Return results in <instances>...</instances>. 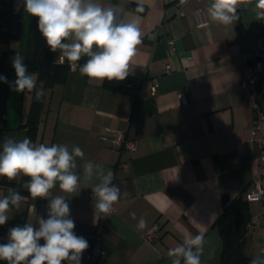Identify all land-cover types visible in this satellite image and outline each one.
<instances>
[{
    "label": "crops",
    "instance_id": "crops-1",
    "mask_svg": "<svg viewBox=\"0 0 264 264\" xmlns=\"http://www.w3.org/2000/svg\"><path fill=\"white\" fill-rule=\"evenodd\" d=\"M12 1L16 10L23 4ZM101 2L123 9L129 17H140L143 41L129 75L139 82L138 90L114 89L115 81L89 80L69 69L65 81L46 93L45 113L33 139L36 144H64L69 150L79 146L84 152L83 159L77 158L80 189L72 194L58 186L52 190V196L69 199L74 232L104 250L95 260L82 255L81 264H171L168 250L198 234L204 237L202 264H217L221 236L216 221L225 199L239 195L245 199L258 166H264L258 163L260 149L251 130L255 101L264 109V65L258 98L240 85L253 59L259 27L255 0H240L239 19L227 27L207 17L209 0ZM138 3L143 4V12H136ZM198 6L209 21L203 27L194 17ZM168 39L173 40L172 47ZM20 49L18 40L0 42V57L16 51L9 56V68L0 69L8 81L15 80L12 58L21 56ZM53 55L59 62V53ZM153 79L158 83L155 92ZM180 93L186 95V102L180 100ZM34 97V93H14L0 82V143L5 137L25 138L23 124ZM115 130L136 140V150L112 148L107 137ZM87 161L101 165L105 172L111 170L113 183L128 193L107 217L97 212L95 218L91 187L98 181L83 180ZM27 179L0 178V197L9 188L24 197L20 208H12L9 220L0 226V243L7 242L10 228L35 226L39 216L47 218L48 201L30 196L24 187ZM248 204L249 222L256 227L247 229L243 251L252 258L264 255V200ZM141 218L147 222L143 230L138 228ZM153 225H158L161 236L149 240L146 234Z\"/></svg>",
    "mask_w": 264,
    "mask_h": 264
},
{
    "label": "clouds",
    "instance_id": "clouds-1",
    "mask_svg": "<svg viewBox=\"0 0 264 264\" xmlns=\"http://www.w3.org/2000/svg\"><path fill=\"white\" fill-rule=\"evenodd\" d=\"M25 11L37 20V30L47 47L59 53L60 63L67 62L71 71L95 81H124L138 55L143 41L140 17H129L123 9L105 5L101 0H23ZM250 2V0H249ZM240 0H209L206 14L214 23L225 27L239 19ZM138 3L136 12H143ZM257 21L264 20V0H255ZM81 60L85 62L80 63ZM15 80L0 75L10 91L33 93L37 101L45 95L43 84L37 86L35 73H30L19 54L12 58ZM79 146L71 150L64 144H36L28 137L21 140L5 137L0 143V178L9 182L28 178L24 187L33 199H46L47 218L39 216L37 225L26 223L8 230L7 242L0 243V261L5 264H81L88 241L75 232L70 218V206L64 196H52L58 186L66 194L80 189L81 176L77 173V158L83 159ZM98 181L91 187L96 213L111 215L122 196L113 183L111 170L92 161L83 165V180ZM24 197L9 188L0 197V226L9 220L12 208L19 209ZM135 218V213L131 214ZM147 227L141 218L138 228ZM43 240V244L40 241ZM203 235L188 236L167 252L171 264H202ZM249 264H264V255L254 254Z\"/></svg>",
    "mask_w": 264,
    "mask_h": 264
},
{
    "label": "trees",
    "instance_id": "trees-1",
    "mask_svg": "<svg viewBox=\"0 0 264 264\" xmlns=\"http://www.w3.org/2000/svg\"><path fill=\"white\" fill-rule=\"evenodd\" d=\"M36 24V18L25 11L24 2L16 10L12 0L0 1V42L20 41L21 56L24 58L29 72L36 74L37 86L43 84L45 93H47L55 85L65 81L70 67L67 62L62 64L55 61L53 52L47 47ZM14 52L16 51L8 50L1 55L0 69L9 68V56ZM138 86L137 79L128 76L122 82L115 81L112 87L136 93ZM45 98L46 95L37 101L34 97L31 110L23 124L26 127L25 137L32 141L36 136L39 123L43 120ZM229 214H231L230 221H228ZM249 221L248 201L241 195L232 200L225 199L223 213L216 221L221 236L217 264H249L251 258L246 257L243 251Z\"/></svg>",
    "mask_w": 264,
    "mask_h": 264
},
{
    "label": "built area",
    "instance_id": "built-area-1",
    "mask_svg": "<svg viewBox=\"0 0 264 264\" xmlns=\"http://www.w3.org/2000/svg\"><path fill=\"white\" fill-rule=\"evenodd\" d=\"M184 11H179L180 15H183ZM194 17L196 25L203 27L208 24V19L201 6H198L194 10ZM169 46L172 47L173 40L168 39ZM262 65H264V20L259 21V27L257 30L255 47L253 50V59L250 64L247 65L244 75L241 78L240 85L243 88L251 89L256 97L258 98V83L262 77ZM166 69H170V65H166ZM158 83L156 79H153L151 89L153 92L156 91ZM179 98L182 102H186L187 98L184 93L179 94ZM254 118L251 124V130L253 133V141H255L260 149L258 163L264 162V109L261 108L258 100L253 104ZM109 145L112 148L118 150H129L134 151L137 148V141L127 137L125 131L115 130L111 136L107 137ZM246 201L264 200V166H258L257 173L252 181L251 188L244 195ZM92 206L93 200L90 202ZM116 209V204L114 205ZM115 211V210H114ZM256 227L255 223L249 222L247 229L254 230ZM149 240L159 239L161 233L158 225H153L146 234ZM104 253L103 248L97 243H89V248L83 253L88 259L95 260L99 255Z\"/></svg>",
    "mask_w": 264,
    "mask_h": 264
},
{
    "label": "water",
    "instance_id": "water-1",
    "mask_svg": "<svg viewBox=\"0 0 264 264\" xmlns=\"http://www.w3.org/2000/svg\"><path fill=\"white\" fill-rule=\"evenodd\" d=\"M230 219H231V214L228 215V221H230Z\"/></svg>",
    "mask_w": 264,
    "mask_h": 264
}]
</instances>
